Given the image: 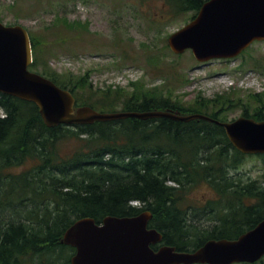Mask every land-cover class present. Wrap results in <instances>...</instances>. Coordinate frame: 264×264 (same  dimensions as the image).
Segmentation results:
<instances>
[{"label":"trees","instance_id":"1","mask_svg":"<svg viewBox=\"0 0 264 264\" xmlns=\"http://www.w3.org/2000/svg\"><path fill=\"white\" fill-rule=\"evenodd\" d=\"M166 1L176 12L194 11L193 18L206 0ZM63 23L72 28L84 24L62 18L53 25ZM32 38L37 57L31 68L72 90L77 105L109 106L107 110L121 107L132 111L205 112L221 119L227 118L230 108L240 107L243 114L264 119V97L260 93H250L253 100L247 103L242 97H228L229 93L214 98L199 95L193 105L186 106L161 95L156 86L141 85V80L130 83L132 91L121 85L97 88L90 80L91 69L74 75L60 73L41 62L43 55L52 53L53 45L42 34ZM59 43L68 45L64 38ZM0 104L6 110V115L0 116V190L3 183L8 185L0 196V209L13 201H24L28 196L24 192L30 187L38 203L28 219L0 223V264H21L31 247L65 253L72 247L61 242L64 232L84 216L101 221L107 215L134 216L151 210L150 226L162 231L167 243L178 250H192L211 238H235L264 218V168L262 180L234 184L229 169L240 166L247 155L234 147L222 126L213 122L128 117L48 127L33 102L0 92ZM67 146L70 150L65 153ZM30 160L37 161L32 172L20 177L11 173L14 167ZM18 178L22 182L15 189ZM36 182L41 190L35 187ZM203 183L214 186L219 193L230 187V193H243L246 199L254 200L243 208L239 220L235 217L236 223L232 222L234 210L230 211L229 225L233 226H228V214L221 211L212 228L188 223L191 213L183 204L188 200L185 194ZM37 195L44 198L37 201ZM134 200L141 202L140 206L132 204ZM61 258L64 255L56 256L55 261Z\"/></svg>","mask_w":264,"mask_h":264},{"label":"rangeland","instance_id":"2","mask_svg":"<svg viewBox=\"0 0 264 264\" xmlns=\"http://www.w3.org/2000/svg\"><path fill=\"white\" fill-rule=\"evenodd\" d=\"M144 13L146 18L142 16ZM194 13L191 10L176 12L165 0H146L145 4L140 0H0V21L7 25L22 24L32 37L66 33L67 44L78 46L68 47L76 50L73 52H79L78 56H74L72 51H63L64 45L58 41L52 53L43 55L41 61L48 60L49 66L60 73L83 75L91 69L90 80L94 85L104 88L119 84L127 86L124 88L130 91L133 87L128 85L129 81L138 79L141 85L156 86L161 95L170 96L186 106L193 105L199 95L214 98L222 92L237 100L242 97L245 103L253 100L250 93L260 92L264 97V41L253 43L244 55L232 60L217 59L206 63L197 60L191 51L178 55L170 49L168 35L189 22ZM62 18L81 20L86 22L82 26L88 25V28L70 32L53 25ZM47 27L52 30H47ZM93 41L100 46H95ZM148 46L155 50L146 49ZM253 109L254 106L251 111ZM242 114V108L232 107L226 112V120H233ZM0 115H6L2 107ZM69 150L67 146L64 152ZM35 166L37 161L30 160L14 167L11 173L20 177L24 172H32ZM263 168L264 158L250 155L237 169H229L228 174L236 182L234 184L245 185L251 180H262ZM21 182L20 178L15 180L14 188L19 189ZM35 187L41 190L37 182ZM4 189H8V185L3 183L0 196L4 194ZM226 190L230 191V187ZM214 192L208 183H203L185 194L190 201L185 205L191 213L188 223L206 228L217 224L213 212L209 209L205 211L207 198ZM24 193L28 195L24 201H13L11 205L8 203L1 207L0 223L25 220L36 212L38 203L33 200L31 187L26 188ZM43 195L41 198L37 195V201L44 198ZM219 199L224 200L222 193ZM137 204L140 206L139 202ZM42 208L38 207L37 211ZM53 250L31 247L20 263L66 264L65 257L55 261L56 256L73 252L71 248H67L65 253ZM256 264H264V259Z\"/></svg>","mask_w":264,"mask_h":264},{"label":"water","instance_id":"3","mask_svg":"<svg viewBox=\"0 0 264 264\" xmlns=\"http://www.w3.org/2000/svg\"><path fill=\"white\" fill-rule=\"evenodd\" d=\"M256 39H264V0H208L195 18L168 36V43L175 53L192 48L200 61H207L237 56ZM32 61L28 30L0 21V92L34 102L49 127L127 117L204 119L223 126L240 151L264 153V120L240 116L225 121L179 110L103 112L89 105L77 107L70 90L29 69ZM152 215L148 210L136 216L107 215L102 222L84 216L67 228L61 241L77 248L72 264H232L253 263L264 256V219L236 239H210L192 251L174 246L155 251L151 245L163 235L148 228Z\"/></svg>","mask_w":264,"mask_h":264},{"label":"flooded vegetation","instance_id":"4","mask_svg":"<svg viewBox=\"0 0 264 264\" xmlns=\"http://www.w3.org/2000/svg\"><path fill=\"white\" fill-rule=\"evenodd\" d=\"M224 200L219 204L218 208L216 209L217 211L219 210V208H221L223 210L224 213L228 214L226 215V220H227V224L228 226H233V225H229L231 223L230 220V216L229 213L231 211V209L234 210V217H233V223H236L239 219H240V214L243 211V208L247 205V202L245 200L244 195H240V194H230V193H224ZM219 198V194H211L210 197H208L207 202L209 200H216ZM209 210L214 212L215 208L214 206L211 204L209 205ZM235 217H237L238 220L235 219ZM165 241H163V243L155 245V250H158L160 246L164 245ZM76 253V248H74L73 250V254Z\"/></svg>","mask_w":264,"mask_h":264}]
</instances>
